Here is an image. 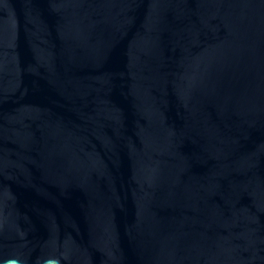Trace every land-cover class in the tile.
<instances>
[{
	"label": "water",
	"instance_id": "water-1",
	"mask_svg": "<svg viewBox=\"0 0 264 264\" xmlns=\"http://www.w3.org/2000/svg\"><path fill=\"white\" fill-rule=\"evenodd\" d=\"M0 264H264V0H0Z\"/></svg>",
	"mask_w": 264,
	"mask_h": 264
}]
</instances>
